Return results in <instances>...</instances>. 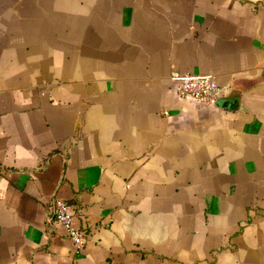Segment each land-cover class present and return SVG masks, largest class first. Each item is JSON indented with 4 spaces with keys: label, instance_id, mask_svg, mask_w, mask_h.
<instances>
[{
    "label": "crops",
    "instance_id": "obj_1",
    "mask_svg": "<svg viewBox=\"0 0 264 264\" xmlns=\"http://www.w3.org/2000/svg\"><path fill=\"white\" fill-rule=\"evenodd\" d=\"M0 264H264V0H0Z\"/></svg>",
    "mask_w": 264,
    "mask_h": 264
},
{
    "label": "built area",
    "instance_id": "obj_2",
    "mask_svg": "<svg viewBox=\"0 0 264 264\" xmlns=\"http://www.w3.org/2000/svg\"><path fill=\"white\" fill-rule=\"evenodd\" d=\"M169 78L179 96L195 97L201 105H213L218 95L224 91V87L219 85L211 74L172 71ZM50 218L66 228L78 249L84 246L88 231L74 222V212L65 199L59 197L54 199Z\"/></svg>",
    "mask_w": 264,
    "mask_h": 264
}]
</instances>
